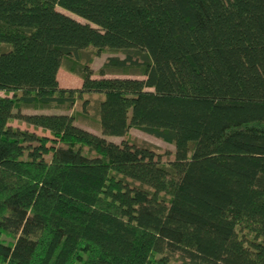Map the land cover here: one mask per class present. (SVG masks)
Here are the masks:
<instances>
[{"label": "trees", "instance_id": "1", "mask_svg": "<svg viewBox=\"0 0 264 264\" xmlns=\"http://www.w3.org/2000/svg\"><path fill=\"white\" fill-rule=\"evenodd\" d=\"M0 91V264H264V0H0Z\"/></svg>", "mask_w": 264, "mask_h": 264}, {"label": "rangeland", "instance_id": "2", "mask_svg": "<svg viewBox=\"0 0 264 264\" xmlns=\"http://www.w3.org/2000/svg\"><path fill=\"white\" fill-rule=\"evenodd\" d=\"M60 11L76 18L79 21L84 22V20L70 12H67L61 8H59ZM112 52L110 50H104L102 51L98 56H96L93 60L92 63V70H93V77L94 78H101V75L99 74V70L100 68L103 66L105 60L107 59V57H109ZM122 56V55H120ZM61 72H60V81L61 83H67V79L66 76L67 74H73L74 76H76V78L82 80L83 83V79L82 77H80L79 75H76L70 71H68L65 67L61 68ZM105 77L108 78H114V77H132V78H144V76L142 75H138L136 73L131 72L130 70H125L124 72H122L121 74H107L105 75ZM70 87H73V84H70ZM73 89H79L77 87L73 88ZM0 94L3 95L5 94L3 91H0ZM24 112L26 113H74L77 116V124L90 130L93 131L95 133H98L99 135V128L97 127V123H98V119L95 115V112L93 110H91V112L84 114L81 112L80 110V103H76V105L70 109V110H60V109H46V110H42V109H38V110H32V109H25ZM12 126L14 127H20L21 129H29L30 131H36L39 135H47L50 136V132L49 131H45L42 130L41 128H34L33 126H28L25 122L23 121H19L18 119H13L11 120L10 123ZM36 129V130H35ZM106 139L116 142V143H121V141L123 140L122 137H118V136H106ZM125 139H127V142L130 144H137V145H142V144H147V145H151L155 152L158 153L161 157V160L165 163L168 161H171L174 158V153H175V146L171 143H168L156 136H153L151 134H148L146 132L141 131L140 129L137 128H132L129 133L125 136ZM2 239L5 242H11L12 238L8 237V236H2Z\"/></svg>", "mask_w": 264, "mask_h": 264}, {"label": "crops", "instance_id": "3", "mask_svg": "<svg viewBox=\"0 0 264 264\" xmlns=\"http://www.w3.org/2000/svg\"><path fill=\"white\" fill-rule=\"evenodd\" d=\"M61 70L62 69L60 68V70L58 71V81H59L61 87L71 88L70 84H73L72 88H75V87L80 88L82 86V84H83L82 80L76 78V76H74L73 74H67V76H66L67 83H63V82L61 83V81H60L61 79L59 77Z\"/></svg>", "mask_w": 264, "mask_h": 264}]
</instances>
